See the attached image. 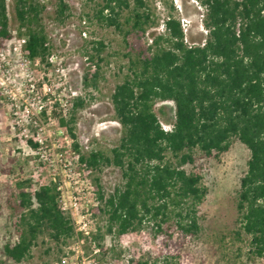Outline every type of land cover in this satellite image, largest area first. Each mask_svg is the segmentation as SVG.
<instances>
[{
  "label": "trees",
  "instance_id": "16d2710c",
  "mask_svg": "<svg viewBox=\"0 0 264 264\" xmlns=\"http://www.w3.org/2000/svg\"><path fill=\"white\" fill-rule=\"evenodd\" d=\"M204 7L206 35L188 43L182 20L166 15L164 32L153 35L148 47L134 45L130 70L111 94L114 116L122 126L118 145L109 152H83L77 141L78 161L98 174L105 166L121 171L122 181L107 193L95 177L97 209L105 216L106 233L121 236L153 223L159 232L172 229L178 244L201 231L198 204L207 188L202 173L188 170L199 159L228 151L234 139L250 150L240 180L237 209L240 231L250 252L264 258V0H197ZM15 19L24 29L23 50L31 58L49 54L42 24L45 5L37 0H13ZM95 17L125 34L140 38L158 22L152 20L149 0H101ZM69 4L58 0L56 16L63 21ZM129 10L128 15H123ZM125 16V19L123 20ZM7 0H0V46L12 38ZM106 45L95 40V70L84 75L87 86L98 87ZM159 101L174 103L172 128L165 130L155 111ZM84 105L73 99V111ZM65 124V119L60 118ZM70 134L75 138L73 129ZM34 148L38 142L28 139ZM3 173L11 165H1ZM27 181L7 184L5 205L13 215L15 239L3 246L6 259L16 263L31 255L41 236L60 242L75 234L72 219L60 204L54 181L28 190ZM104 233H90L97 246ZM139 264H150L148 261ZM172 264V263H167Z\"/></svg>",
  "mask_w": 264,
  "mask_h": 264
},
{
  "label": "rangeland",
  "instance_id": "374dc122",
  "mask_svg": "<svg viewBox=\"0 0 264 264\" xmlns=\"http://www.w3.org/2000/svg\"><path fill=\"white\" fill-rule=\"evenodd\" d=\"M45 5L42 24L48 37L49 54L29 58L20 40L24 29L15 19L13 0H7L12 38L0 46V264H264V258L249 250L248 238L240 231L237 209L240 180L247 168L250 150L234 139L230 149L217 157L199 159L188 170L202 173L207 192L198 204L201 231L178 244L172 229L159 232L153 223L121 236L106 233L105 216L97 209L95 177L104 190L112 192L121 183V171L105 166L98 174L78 161L73 149L77 141L83 152L118 145L122 126L115 118L111 94L130 70L134 45L148 47L150 38L164 32L163 21L170 12L182 20L188 43L201 42L204 7L197 0H149L152 20L158 22L140 38L106 26L95 17L101 0H64L69 9L63 21L56 16L58 0H37ZM124 10L123 15H128ZM125 16L123 20L125 19ZM95 40H103L102 78L98 87L87 86L84 75L92 73L89 58ZM84 105L73 111V99ZM174 103L159 101L155 111L161 123L172 125ZM65 119V124L60 123ZM73 129L75 138L70 134ZM28 139L38 142L34 148ZM27 181V189L54 181L60 189V204L74 223L75 234L66 241L41 236L31 255L20 263L6 259L3 246L15 239L13 215L5 205L7 184ZM104 233L97 246L90 233Z\"/></svg>",
  "mask_w": 264,
  "mask_h": 264
},
{
  "label": "built area",
  "instance_id": "2783aa9c",
  "mask_svg": "<svg viewBox=\"0 0 264 264\" xmlns=\"http://www.w3.org/2000/svg\"><path fill=\"white\" fill-rule=\"evenodd\" d=\"M24 42H25V37H23V38L20 40V46H22V44L24 45ZM94 66H95V65H94ZM162 126H163V128H164L165 130H170V129L172 128V125L165 126V125L162 124Z\"/></svg>",
  "mask_w": 264,
  "mask_h": 264
}]
</instances>
